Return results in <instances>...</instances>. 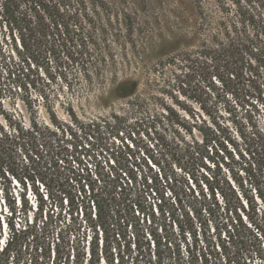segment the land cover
<instances>
[{
	"label": "rangeland",
	"instance_id": "1",
	"mask_svg": "<svg viewBox=\"0 0 264 264\" xmlns=\"http://www.w3.org/2000/svg\"><path fill=\"white\" fill-rule=\"evenodd\" d=\"M85 4L93 22H83L84 32L92 31L96 46H110L116 73L102 70L87 80L77 64L63 70L61 54L25 31L28 48H22L14 23L12 33L0 20V127L13 131L14 127L36 126L37 133L60 146L85 141L87 148L88 138L91 157L84 160L88 174L81 171L85 181L79 182L66 180L71 173L61 163L58 172L45 162L29 166L19 156L18 176L0 175L3 213L9 212L3 202L6 198H14L12 206L17 210L25 199L29 210L24 217L18 215L17 224L36 219L37 227H42L45 222L50 237L78 236V232L89 236L94 230L100 237L106 229L126 234L133 244L135 238L152 231L170 236L181 246L185 238L198 240L200 245L210 241L222 253L224 233L219 238L216 222L199 217L187 189L198 190L189 178L193 171L183 154L181 137L188 139L189 133L178 123L193 128L196 137L200 127H217L219 134L230 138L228 149H234V159L229 158L222 171L255 206V211L245 206L254 222L243 213L248 229L226 250L236 254L240 264H263L259 252L264 254V236H257L254 226L264 229V0H86ZM126 21L133 25L132 37L125 33ZM236 36L246 37L257 50L248 49L230 67L232 75L222 63L206 81L197 77L186 86L178 84L183 67L199 71L195 60L203 45L228 43ZM131 40L137 51L144 47L145 53L133 56ZM125 43L133 62L129 75L135 73L140 83L134 96L118 98L108 91L124 76ZM156 47L165 56L166 67L137 69L138 59L155 60L152 48ZM26 56L28 65L14 76L7 75L9 58L18 62ZM170 58H175V65H169ZM119 165L133 168L136 176L133 186L121 192L109 178V170ZM66 199L72 200L70 210ZM242 201H246L244 196ZM95 205L101 218L95 216Z\"/></svg>",
	"mask_w": 264,
	"mask_h": 264
},
{
	"label": "trees",
	"instance_id": "2",
	"mask_svg": "<svg viewBox=\"0 0 264 264\" xmlns=\"http://www.w3.org/2000/svg\"><path fill=\"white\" fill-rule=\"evenodd\" d=\"M85 2L86 0H0L1 26H9L13 33L10 25L14 23L16 31L19 30L20 46L24 49L28 48L25 32L35 34L38 40H43L45 45L51 47V51H57L62 55L61 68L63 70L77 64V69L83 71L82 74L87 80L91 78V75L99 76L103 71L109 70L116 73L115 56L110 46L101 48L96 46L92 31L84 32L83 22H93L87 12ZM32 18H34L33 21ZM125 33L129 37L133 36V25L129 21L125 22ZM236 37V40H228V43L203 45L197 52L198 56L195 60L199 63V71L195 72L188 66L183 67L181 75L176 78L178 84L186 86L197 77L206 81L215 75L217 66L223 63L226 68L230 69L232 65L240 61L248 49L257 50V47L246 37ZM131 43L130 53L133 56L145 53L144 47L137 51L135 42L131 40ZM128 48L130 46L125 43L121 63L124 76L120 81L112 84L108 91L110 96L132 97L139 87L140 78L135 77V73L129 75L128 72L133 63L128 58ZM152 52L155 60L138 59L135 62L137 69L148 68L150 70V65L154 70L158 67H166V58L160 54L157 47L152 48ZM187 59L191 61L190 55ZM18 60L16 62L11 57L9 58L6 64L7 75L14 76L25 68V64L28 65L27 56L18 58ZM167 61L171 62L170 66L175 65V58ZM176 69L178 68L174 67V70ZM232 71L233 69H230V75L233 74ZM202 107L205 109V106ZM171 123L178 122L172 120ZM104 124L107 123L104 122ZM178 125L189 133L188 139L181 137L184 144L183 154L187 157V162L193 171L189 178L198 188L196 190L187 186V189L193 195L199 217L205 215V221L214 220L216 222L215 229L219 238L224 233L225 239L220 243L222 253L216 251V248L209 244L210 241H207L206 245H200L198 240L187 242L185 238L184 246H181L173 242L170 236L152 231L148 236L142 235V237L135 238L133 244L126 240V234L121 236L115 231L112 233L106 229L102 230L100 237L96 230L89 236H81L78 232V236L57 234L55 238L50 237L48 224L45 222L42 227H37L36 219L30 222L25 219L22 226H19L16 219L18 215L22 214L24 217L27 214L29 210L27 202L24 199L21 209L17 210L12 206L14 198L12 201L6 198L3 202H7L9 212L3 213L0 202V264H127L130 260V264H222V261L228 264H240V258L226 250L227 244H231L243 230L248 229L243 221L245 213L246 218H249L253 224L254 219L246 208L255 211V206L252 199L237 191L222 171L223 166H228L229 158L234 159L232 154L234 149L232 151L228 149V144L232 142L230 138L219 134L217 127L211 128L206 125L200 127L198 138L193 134V128H188L181 123ZM35 128L36 126L14 127L13 131H5L0 127V167L4 166L0 175L3 178L5 174L18 176L15 169L19 156H21V160L24 159L31 164L29 166H39L45 162L58 172L59 165L62 164L63 170L71 173L66 180L85 181L80 172L82 171L84 175L86 171L88 174L84 160L86 157L91 158L88 145L90 140L86 138L87 148L83 145L85 141L71 143L67 146L55 145L50 138L37 133ZM88 137L90 138L91 135L88 134ZM128 157L131 156L128 155ZM132 172L133 168L128 170L120 165L109 170V178L114 188L121 192L125 191V186L128 188L129 184L133 186L136 176ZM142 182L144 184L146 178ZM240 185L242 187V181ZM9 192L7 188V193ZM242 196L246 199L245 202L242 201ZM65 201L70 210L73 205L72 200L68 202L66 199ZM38 209L41 212L42 206ZM96 215L101 218L99 207ZM204 225H207V222L203 224V228ZM254 228L257 236H264V229L261 226L255 224ZM207 230L204 229L203 233ZM151 235V238H147ZM193 236H196V232H193ZM132 246L136 252H133ZM259 256L264 261V254L259 252Z\"/></svg>",
	"mask_w": 264,
	"mask_h": 264
}]
</instances>
